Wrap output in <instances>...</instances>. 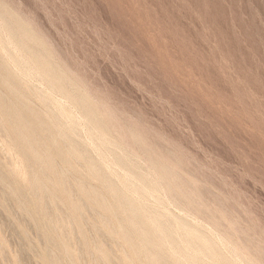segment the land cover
Returning a JSON list of instances; mask_svg holds the SVG:
<instances>
[{
  "label": "clouds",
  "instance_id": "1",
  "mask_svg": "<svg viewBox=\"0 0 264 264\" xmlns=\"http://www.w3.org/2000/svg\"><path fill=\"white\" fill-rule=\"evenodd\" d=\"M0 264H264V0H0Z\"/></svg>",
  "mask_w": 264,
  "mask_h": 264
}]
</instances>
